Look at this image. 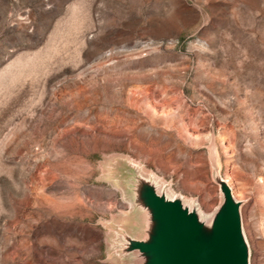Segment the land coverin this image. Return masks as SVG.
Wrapping results in <instances>:
<instances>
[{"label":"rangeland","instance_id":"obj_1","mask_svg":"<svg viewBox=\"0 0 264 264\" xmlns=\"http://www.w3.org/2000/svg\"><path fill=\"white\" fill-rule=\"evenodd\" d=\"M128 163L264 264V0H0V264H125Z\"/></svg>","mask_w":264,"mask_h":264},{"label":"water","instance_id":"obj_2","mask_svg":"<svg viewBox=\"0 0 264 264\" xmlns=\"http://www.w3.org/2000/svg\"><path fill=\"white\" fill-rule=\"evenodd\" d=\"M120 177L129 202L128 223L112 228L119 236L115 252L125 264H250L242 201L217 166L212 177L221 199L209 215L136 164H125Z\"/></svg>","mask_w":264,"mask_h":264},{"label":"bare ground","instance_id":"obj_3","mask_svg":"<svg viewBox=\"0 0 264 264\" xmlns=\"http://www.w3.org/2000/svg\"><path fill=\"white\" fill-rule=\"evenodd\" d=\"M224 179H226V178H224ZM227 181H228V179H226ZM229 182V181H228ZM230 184V183H229ZM231 186V185H230ZM232 187V186H231ZM232 190H233V188H232ZM234 192V191H233ZM201 210V209H200ZM201 212H203L202 210H201ZM248 242H249V240H248ZM250 244V243H249Z\"/></svg>","mask_w":264,"mask_h":264}]
</instances>
